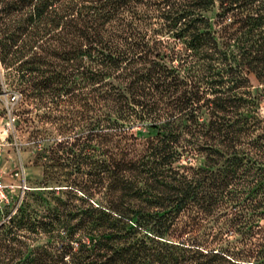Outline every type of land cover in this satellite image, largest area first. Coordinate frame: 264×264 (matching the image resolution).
<instances>
[{
  "label": "trees",
  "instance_id": "obj_1",
  "mask_svg": "<svg viewBox=\"0 0 264 264\" xmlns=\"http://www.w3.org/2000/svg\"><path fill=\"white\" fill-rule=\"evenodd\" d=\"M220 61L232 65L226 88L191 74L190 62ZM0 62L110 196L63 210L57 225L16 220L19 206L1 235L38 226L59 246L17 264H241L159 238L225 244L232 257L238 202L264 215V133L249 140L264 120L240 89L245 69L264 78V0H0Z\"/></svg>",
  "mask_w": 264,
  "mask_h": 264
},
{
  "label": "rangeland",
  "instance_id": "obj_2",
  "mask_svg": "<svg viewBox=\"0 0 264 264\" xmlns=\"http://www.w3.org/2000/svg\"><path fill=\"white\" fill-rule=\"evenodd\" d=\"M228 63L227 61L190 62L191 74L196 75L197 80L205 84L207 89L211 86L214 90V86L218 85L226 88V84L229 85L227 81L229 77L224 71L229 70ZM4 72L5 69L0 62L1 168L3 181L7 184H14L16 187L11 193L10 202L0 204V226L4 223L9 224L10 218L15 216L19 206L21 210L16 214V220L23 215L31 220L51 221L52 225H57L63 219L64 216L62 217L61 213L65 209L68 211V209L88 206L89 203L95 207L98 206V202L105 204L110 198L108 192L96 188L87 174L88 171L80 170L72 156L63 153L57 146L58 142L64 139L57 125L44 119L42 109L23 102L21 93L13 89L10 84H5ZM243 79L244 86L240 89L247 92L248 97L254 100L256 104L253 108L260 119L264 120V78L260 79L256 72L245 69ZM58 116L60 113L56 114V118ZM261 126L252 131L249 140L262 137L264 122ZM69 134L74 136L72 132ZM146 137L147 134L138 138V148L141 146L139 143ZM195 161L192 155H186L183 156L181 163L187 164ZM196 162L200 163L201 159H197ZM21 185L26 187L21 188ZM243 201L240 200L237 207V215L240 216L237 223L239 227L236 232L234 228H231L230 236L225 240L226 244L232 241L230 246L233 247L232 250L235 253L232 256L234 259L223 251L228 248L225 244L222 246L207 244L204 239L195 244L190 241L180 244V240L176 241L177 238L174 240L170 237L159 239L204 253L216 252L219 253L218 257H226L236 263L263 264L264 215L254 217V212L251 210L253 209L252 200L249 199L247 206H244ZM244 219L249 220L247 230L240 227L242 225L240 221ZM252 219L259 224L254 236H252L253 228H251ZM45 230L38 226L25 225L20 229L22 235L11 240L5 239L0 232V264H17L30 256L32 250L38 247L48 246L46 248L56 254L57 246H59L58 234L55 231ZM148 235L154 237L151 233ZM78 237L83 240L90 239L89 236L78 235ZM212 238L213 235L210 234L208 241H212ZM262 243L263 247L260 246ZM74 244L76 246L77 242L74 241Z\"/></svg>",
  "mask_w": 264,
  "mask_h": 264
},
{
  "label": "built area",
  "instance_id": "obj_3",
  "mask_svg": "<svg viewBox=\"0 0 264 264\" xmlns=\"http://www.w3.org/2000/svg\"><path fill=\"white\" fill-rule=\"evenodd\" d=\"M14 184H7L3 181V172L1 168V149H0V204L9 203L11 198V193L15 189ZM26 186L21 185V188Z\"/></svg>",
  "mask_w": 264,
  "mask_h": 264
}]
</instances>
